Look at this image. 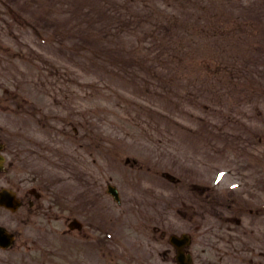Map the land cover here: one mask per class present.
<instances>
[{"label":"rangeland","instance_id":"obj_1","mask_svg":"<svg viewBox=\"0 0 264 264\" xmlns=\"http://www.w3.org/2000/svg\"><path fill=\"white\" fill-rule=\"evenodd\" d=\"M258 16L264 0H0V121L27 141L29 179L76 168L98 194L156 198L161 231L187 226L207 185L264 263Z\"/></svg>","mask_w":264,"mask_h":264},{"label":"flooded vegetation","instance_id":"obj_2","mask_svg":"<svg viewBox=\"0 0 264 264\" xmlns=\"http://www.w3.org/2000/svg\"><path fill=\"white\" fill-rule=\"evenodd\" d=\"M2 155L0 264H178L177 249L167 243L163 249L164 234L157 225L115 226L111 201L106 209L99 210L96 198L89 196L82 201L78 194H68L65 189L57 193L56 186L44 180L29 187V169L26 178L19 176L16 139L4 136L0 129ZM9 192L17 194V208L11 204ZM75 220L76 225L71 226ZM34 221L40 224L29 226ZM236 222L232 215L222 226H212L192 214L187 225L191 243L186 248L191 264L249 260L248 248L241 258Z\"/></svg>","mask_w":264,"mask_h":264},{"label":"water","instance_id":"obj_3","mask_svg":"<svg viewBox=\"0 0 264 264\" xmlns=\"http://www.w3.org/2000/svg\"><path fill=\"white\" fill-rule=\"evenodd\" d=\"M113 193H116V192H113Z\"/></svg>","mask_w":264,"mask_h":264}]
</instances>
